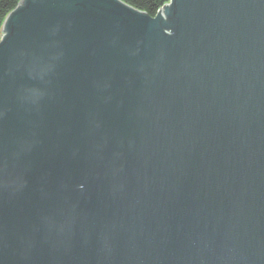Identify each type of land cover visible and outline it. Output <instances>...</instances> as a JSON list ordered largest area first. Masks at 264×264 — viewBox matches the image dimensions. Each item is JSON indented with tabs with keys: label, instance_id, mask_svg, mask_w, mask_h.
I'll use <instances>...</instances> for the list:
<instances>
[{
	"label": "water",
	"instance_id": "obj_1",
	"mask_svg": "<svg viewBox=\"0 0 264 264\" xmlns=\"http://www.w3.org/2000/svg\"><path fill=\"white\" fill-rule=\"evenodd\" d=\"M0 264H264V0H19Z\"/></svg>",
	"mask_w": 264,
	"mask_h": 264
},
{
	"label": "trees",
	"instance_id": "obj_2",
	"mask_svg": "<svg viewBox=\"0 0 264 264\" xmlns=\"http://www.w3.org/2000/svg\"><path fill=\"white\" fill-rule=\"evenodd\" d=\"M19 0H0V29L5 16L16 7ZM133 8L154 17L168 0H121Z\"/></svg>",
	"mask_w": 264,
	"mask_h": 264
}]
</instances>
